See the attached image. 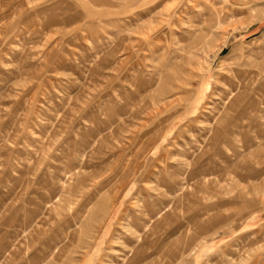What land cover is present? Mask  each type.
I'll use <instances>...</instances> for the list:
<instances>
[{"label":"rangeland","instance_id":"1","mask_svg":"<svg viewBox=\"0 0 264 264\" xmlns=\"http://www.w3.org/2000/svg\"><path fill=\"white\" fill-rule=\"evenodd\" d=\"M141 244L134 264H264V6L0 0V264Z\"/></svg>","mask_w":264,"mask_h":264},{"label":"bare ground","instance_id":"2","mask_svg":"<svg viewBox=\"0 0 264 264\" xmlns=\"http://www.w3.org/2000/svg\"><path fill=\"white\" fill-rule=\"evenodd\" d=\"M179 98V97H178ZM220 133V132H219ZM219 136V135H218ZM202 157V156H201ZM200 157V158H201ZM200 158H197V160H200ZM198 164V163H197ZM133 168V167H132ZM203 168V167H202ZM199 169H201L199 166L197 167L196 166V164H195V170H194V172H192L191 174H190V178H188L190 181H191V178L193 177V175L195 174V171H199ZM194 173V174H193ZM195 178H196V176H195ZM188 179L186 180V181H188ZM166 183V182H165ZM76 186V185H75ZM74 186V187H75ZM168 186V185H167ZM187 186H189L188 184H187V182H185V183H183L182 184V189L181 188H179V187H177V186H173V187H171V189H172V191L173 190H175L177 193H179V192H181V191H186V190H188L187 189ZM175 188V189H174ZM189 189H190V187H188ZM75 189V188H74ZM170 189V190H171ZM179 189V190H178ZM191 190V189H190ZM61 192V191H60ZM60 194V193H59ZM59 196V195H58ZM63 198V197H62ZM171 202V201H170ZM50 203V202H49ZM60 203V202H59ZM173 203H175V202H171V204H173ZM171 204H169V205H171ZM59 206V205H58ZM65 206H66V200H65V198L63 199V201H62V203H61V210H63L64 211V208H65ZM56 208H54V210H55ZM81 211H79V213H80ZM162 212L160 211L159 213H158V215H157V217L158 216H160L159 214H161ZM84 214V213H83ZM59 215V214H58ZM149 216V215H148ZM73 217V216H72ZM76 217V216H75ZM82 217L83 216H81V219H82ZM143 217V216H142ZM151 217V216H150ZM149 217V218H150ZM154 218V217H153ZM77 219H78V217H77ZM46 221V220H45ZM165 223V222H164ZM213 223H218V221H214ZM193 224V223H192ZM135 225H137V224H135ZM144 227L145 228H147L148 226H147V223H146V225L144 224ZM155 228V227H154ZM153 230H156V229H153ZM191 230V229H190ZM206 230V227H205V225L204 226H202L201 227V229L199 230V233H202V232H204ZM193 233V232H192ZM196 233H198V231H196ZM198 233V234H199ZM153 234H157V231H155V232H153ZM203 235V234H202ZM194 240L195 239V235H189L188 237H186V239H185V242H184V253H183V255H185L186 256V258H185V262L188 260V259H190L192 256H193V254L197 251V246H199L198 245V243H197V245L196 244H194V242H192L191 240ZM206 239V238H205ZM138 240H139V238H138ZM140 242L142 241V239H141V237H140V240H139ZM183 242V241H182ZM192 242V243H191ZM150 243V242H149ZM124 244L125 243H123V245L122 246H124ZM183 243H181V245H182ZM76 245V244H75ZM74 245V246H75ZM144 245L143 244H141V246H140V253H138V252H136V250L135 249H133L130 253H132L133 252V256H132V258L131 259H128L127 258V256H123V255H121V256H123V257H121V256H116V257H114V260L112 261L113 263H115V260L116 259H119V258H122V260H123V264H134L136 261H138L140 258H141V256L143 255V253H142V247H143ZM69 247V246H68ZM179 251V250H178ZM63 252H64V250H63ZM144 252V251H143ZM89 253V252H88ZM87 253V254H88ZM173 253V252H172ZM175 255V254H174ZM197 255V254H196ZM193 260V259H192ZM173 261V260H172Z\"/></svg>","mask_w":264,"mask_h":264},{"label":"crops","instance_id":"3","mask_svg":"<svg viewBox=\"0 0 264 264\" xmlns=\"http://www.w3.org/2000/svg\"><path fill=\"white\" fill-rule=\"evenodd\" d=\"M227 2L232 7H243V6H251V5H263L264 6V0H222Z\"/></svg>","mask_w":264,"mask_h":264}]
</instances>
